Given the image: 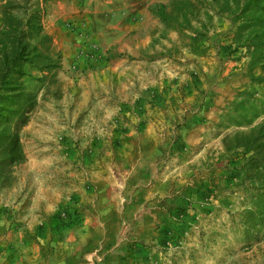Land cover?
I'll list each match as a JSON object with an SVG mask.
<instances>
[{
    "label": "rangeland",
    "instance_id": "rangeland-1",
    "mask_svg": "<svg viewBox=\"0 0 264 264\" xmlns=\"http://www.w3.org/2000/svg\"><path fill=\"white\" fill-rule=\"evenodd\" d=\"M172 1L0 0V28L8 6L41 10L59 64L33 86L26 161L0 188V264H264L230 151L264 121L234 109L261 97L234 43L248 0H190L187 48L157 15Z\"/></svg>",
    "mask_w": 264,
    "mask_h": 264
},
{
    "label": "trees",
    "instance_id": "trees-1",
    "mask_svg": "<svg viewBox=\"0 0 264 264\" xmlns=\"http://www.w3.org/2000/svg\"><path fill=\"white\" fill-rule=\"evenodd\" d=\"M192 6L190 0H174L160 7L157 15L169 29L177 32L179 45L185 44L188 37L182 22ZM0 28V188L10 187L14 180L15 169L26 161L20 133L28 124L29 115L36 106L37 97L33 86L42 84L46 74L58 68L53 59L50 39L43 33L41 10L35 5H11L2 10ZM24 16V18H20ZM237 28L234 35L236 49H245L249 57L247 66L250 74L258 68L261 75L250 76V83L260 88L261 97L255 98L251 92H240L234 109L239 119L247 121L264 116V0H248L239 13L233 16ZM182 21V22H181ZM30 67L39 77L25 72ZM34 81L33 85L25 82ZM40 88V86H39ZM235 145L230 151L235 158L244 159L240 167L241 181L249 182L247 194L254 208L243 214L244 238L252 237L250 230L264 226V121L248 134L233 138ZM240 150L241 153L237 151ZM227 151V150H226ZM237 153V154H236Z\"/></svg>",
    "mask_w": 264,
    "mask_h": 264
}]
</instances>
